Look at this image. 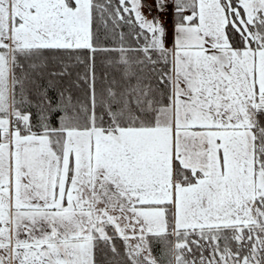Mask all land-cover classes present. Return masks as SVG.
<instances>
[{
    "label": "snow or ice",
    "instance_id": "6c2138e0",
    "mask_svg": "<svg viewBox=\"0 0 264 264\" xmlns=\"http://www.w3.org/2000/svg\"><path fill=\"white\" fill-rule=\"evenodd\" d=\"M0 264H264V0H0Z\"/></svg>",
    "mask_w": 264,
    "mask_h": 264
}]
</instances>
